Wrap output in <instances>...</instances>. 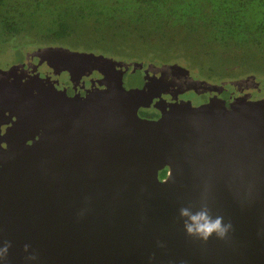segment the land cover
<instances>
[{
	"label": "water",
	"instance_id": "1",
	"mask_svg": "<svg viewBox=\"0 0 264 264\" xmlns=\"http://www.w3.org/2000/svg\"><path fill=\"white\" fill-rule=\"evenodd\" d=\"M27 58L38 60L29 61L32 71L46 65L70 77L92 64L107 90L73 99L47 76L27 78L24 63L0 68V248L11 244L8 264H264V98L247 94L230 109L182 102L143 120L146 87L124 86L143 63L63 47ZM153 67L189 77L195 90L219 88L178 64L146 72ZM249 82L259 87L253 75L231 84ZM204 198L232 223L225 240L187 236L179 209L195 212Z\"/></svg>",
	"mask_w": 264,
	"mask_h": 264
},
{
	"label": "trees",
	"instance_id": "2",
	"mask_svg": "<svg viewBox=\"0 0 264 264\" xmlns=\"http://www.w3.org/2000/svg\"><path fill=\"white\" fill-rule=\"evenodd\" d=\"M125 29L128 32L122 31ZM136 33L144 38L142 49L165 48L166 37L182 35L201 45V49L192 45L189 54L203 58L204 63L201 66L183 56L181 46L163 56L151 52L136 58V54H126L123 48L130 49ZM16 37L33 39L42 48L96 52L122 61L162 66L184 62L197 69L202 79L223 81L236 78L233 69L241 68L240 63H234L223 65L220 71L210 69L208 57L220 54V48L231 44L247 47L246 54L264 64V0H0V42L7 45ZM208 44L213 48L206 47ZM118 49L123 52H116ZM257 67L241 72L264 74Z\"/></svg>",
	"mask_w": 264,
	"mask_h": 264
},
{
	"label": "flooded vegetation",
	"instance_id": "3",
	"mask_svg": "<svg viewBox=\"0 0 264 264\" xmlns=\"http://www.w3.org/2000/svg\"><path fill=\"white\" fill-rule=\"evenodd\" d=\"M88 53L108 57L104 54L96 52ZM113 59L122 61L116 58ZM29 61L34 65L38 63L37 59L32 61L26 58V60L22 62L26 64L25 69L28 68ZM133 63L144 64V62ZM149 65L144 64L143 70H138L135 73L130 72L124 76V86L127 90L136 88L144 89L146 87V92L148 94V106H142L138 110V115L143 120L157 121L162 117V112H164V110L167 111L173 105L181 104L182 102H189L195 108L215 102L218 105L221 104L220 106L222 107L224 106L225 108L230 109L231 104L236 99L245 97L247 94L251 95V100H261L264 98V86L259 83V87L257 89H255L254 82H249L241 87H235L231 84L233 81L229 82L227 80H223L215 83L213 82L214 80L194 78L190 73V77L194 80H203L208 82L210 85H216L219 87L216 90L213 87L209 90L202 87L196 88L195 90L193 89V86L190 85L191 82L189 77H185L183 74L171 70H168L169 72L164 71V73H162L155 67H153L152 70H149V72H146V70L149 69ZM38 73L41 75L40 77L47 76L46 78H49V81L55 83L59 90H65L67 95L69 97H73V99H87L98 91L107 90L104 84H101L107 81L105 75L100 73L92 64L86 68L85 71L81 72V76L74 75L70 77L69 73L56 75L53 69L49 67L47 68L46 65L41 66L37 71H32V68H28L25 75L29 78L36 76ZM149 85H153V87L149 88ZM1 118L5 119L3 116ZM11 125V122L3 125L2 134H5L7 128ZM169 174L170 168L166 166L164 169L159 171L160 180H165Z\"/></svg>",
	"mask_w": 264,
	"mask_h": 264
},
{
	"label": "rangeland",
	"instance_id": "4",
	"mask_svg": "<svg viewBox=\"0 0 264 264\" xmlns=\"http://www.w3.org/2000/svg\"><path fill=\"white\" fill-rule=\"evenodd\" d=\"M207 5V1L203 2V6ZM123 32H128V30H122ZM184 35V34H183ZM182 36V35H181ZM177 37L176 39H173L172 37L168 36L164 39V42L167 44V47L170 46L171 48H155V47H151V48H146V49H142L143 45H142V41H143V36L139 33L134 34V38L131 40V43L129 45L130 49H124L126 50V54H136L134 57L138 58L139 55L145 54V53H156L159 54L161 56L165 55V54H171L173 51H175L177 46H181L179 48H181V54L185 57H188L190 60L195 61L198 65H203L204 61L203 58H199V57H193L189 54V52L191 51L190 47L192 45H196L197 49H201V45H198L194 43H191L189 40L183 38V37ZM34 40L33 39H27L24 37H16L14 40H11L10 42L7 43V45L3 44L2 42H0V68L1 69H8L9 67L13 66V65H18L22 62H24L27 58V53H32L40 48H42L41 45H37V43H33ZM103 44H112L110 42L107 41H103ZM206 47L212 49L213 45L212 44H208ZM118 48V47H117ZM174 49V50H173ZM122 49H118L116 52H123ZM219 50V49H217ZM225 50H228L225 51ZM74 51H82V50H74ZM225 53L222 55V52ZM83 52V51H82ZM220 54L218 53H213L211 56H209V62H210V69L213 68V70L215 71H220L222 69L223 65L228 66L229 64H234V63H240V68L241 69H233V75H237L236 78L233 79H226L227 81L231 82L234 80H239V79H245L248 76H255V80L257 83H259L260 85L264 86V74L261 72L259 74H245L242 73L244 72V69H246V71L251 70L254 67L260 66L263 71H264V64H258L255 59L249 57V55L246 54V52H248V48L245 47L243 49L239 48L238 46H235L233 44H231L230 46H228L227 48H220L219 50ZM133 57L132 55H128ZM130 58V57H127ZM118 59V58H116ZM120 60V59H119ZM126 62L129 63H133L134 61H127L124 60ZM140 62V61H138ZM145 65H149V64H153L157 67H161V64H154V63H149V62H144ZM182 67L188 69L191 73V75L194 78L197 79H202L198 76V70H192L191 68H189L184 62H182L181 64ZM233 66V65H232ZM258 68V67H257ZM243 69V71H242ZM242 71V72H241ZM212 72V70H211ZM218 78V77H217ZM239 78V79H238ZM213 80V79H212ZM213 82H219V81H213ZM193 98V97H192ZM194 99V98H193Z\"/></svg>",
	"mask_w": 264,
	"mask_h": 264
},
{
	"label": "clouds",
	"instance_id": "5",
	"mask_svg": "<svg viewBox=\"0 0 264 264\" xmlns=\"http://www.w3.org/2000/svg\"><path fill=\"white\" fill-rule=\"evenodd\" d=\"M179 216L183 220V226L187 236L201 240L207 243L213 236L220 240H225L228 234L233 231L231 222L225 223L222 215H213L207 199L201 200L200 207L193 212L192 206L181 207ZM11 244L5 242L3 248H0V261L8 264L9 250ZM27 247L25 251H27ZM29 259H35L30 257Z\"/></svg>",
	"mask_w": 264,
	"mask_h": 264
}]
</instances>
